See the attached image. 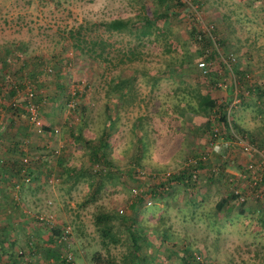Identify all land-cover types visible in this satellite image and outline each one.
Segmentation results:
<instances>
[{
  "label": "rangeland",
  "instance_id": "obj_1",
  "mask_svg": "<svg viewBox=\"0 0 264 264\" xmlns=\"http://www.w3.org/2000/svg\"><path fill=\"white\" fill-rule=\"evenodd\" d=\"M209 1L213 4L203 5V8L198 9L196 13L201 18L199 25L206 27L207 20L211 16L209 14L215 10L219 12L215 17H211V22L226 39L219 48L225 51L223 55L226 57L219 59L223 69L220 78L223 79L222 91L227 92V95L230 94L225 87L234 78L237 86L233 90L236 96L231 97L233 102L231 110L244 124L252 125L257 122L258 126L263 125L261 131L264 132V111L257 110L262 100L256 97L253 101L249 95L241 93L243 83L249 79V83L254 82V87L263 90L261 99L264 98V0ZM183 2V6L171 14L170 18H166L164 23L172 19L170 24L172 38L185 39L189 51L193 54L196 47L189 36L190 28L185 18L180 19L188 12L190 3L188 0ZM139 3L151 5L150 0H0V59L2 49L7 43L10 42L11 49L16 42L22 40L26 44L23 49L25 53L42 55L43 59L47 60L46 66L52 64L55 67L57 60L54 56H59L61 59L59 74L69 75L66 89L70 90L73 87H76L78 91L84 89L81 95H71L69 102H65L63 93L66 94V92L56 91L59 94L57 96L59 101L67 103L60 114L53 103L56 102V98L54 101L42 100L43 103H47L44 106L47 122L55 126V130L53 129L49 136L42 137L41 130L29 125L27 128L29 135L22 136L19 131L14 132L7 120L4 121L6 127L0 131V156L4 155L8 139L19 137L24 139L25 136H28L26 138L30 143L25 151H31L30 155L38 156L37 160L44 159L39 156L43 140L49 142L51 147L58 150L57 154L59 153L57 155L54 151L53 155L51 154V160H45L49 172L44 169L47 167L44 164L45 161L40 160V163H32L30 183L17 181L15 189L24 188L25 205L22 206L24 210L44 206L55 213L59 223L70 224L73 264H104L106 255H111L116 261L134 257L136 253L142 257L141 253H146L144 252L147 245L145 240L149 244H155L154 235L156 236V232L160 231L156 230V226H164L168 229L169 234L162 242L163 246L167 245V248H170L171 242H182L190 253L200 254L198 258L206 264L207 262L209 264H264V200L261 204L254 197L247 198L244 204L245 213L238 211L235 200L232 203L228 202L219 210L214 206L218 197L226 193L227 185L224 182V176L233 174L238 178V182L246 179L244 168L257 160L252 151L256 149L252 148L244 153L233 141L218 137L210 140L203 128L200 133H196L188 126L172 125L175 121L171 104L180 105L186 100L184 92L182 89H177L178 87L184 89L191 86L202 92L208 91L204 79L194 74L197 72L194 65L196 56H193L189 66L182 64L180 68L174 60L175 63H165V60L170 58V54L165 53L167 52L165 48L159 50L160 46L155 40H147L142 46L137 43L136 45L143 52L148 50L150 53H145L141 59L128 63H145L149 68L148 73L155 71V74H151L149 78L141 76L140 73L137 74L132 83L138 96L135 101L123 102L121 94L110 93L107 97L104 95L101 88L102 74L104 73L107 78L119 71L120 77H131V68L127 66V62L118 64L115 55L119 48L129 49L133 43L132 37L125 32L107 31L106 33L104 30L106 35L110 32L107 39L111 42V45L106 48L109 58L104 60L78 52L71 46L68 38L64 37L67 29L79 22L86 23L94 21L95 18L128 15L134 12L135 6ZM97 29L103 31V26H97ZM230 52L235 58H232ZM8 63L9 61L0 60V65L3 67ZM236 68L247 72L249 78L246 77L242 79L243 82L239 80L237 83ZM45 71L44 67L43 75L46 74ZM86 78L89 80L87 84H85ZM25 79L30 82L27 76ZM66 89L65 91H68ZM211 93L218 95L220 92L213 89ZM2 98L0 112L3 111L8 99ZM105 99L111 102L110 113L115 119L107 137L110 143V155L116 159L117 166L121 169L129 166L144 169L140 177L142 181L140 188L150 180L145 176L148 169L151 173L163 175L162 170L181 166L188 157L186 147L191 143L196 144L194 145L196 150H206L208 166L216 165L214 163L210 165L209 160L220 162L227 157L228 164L223 168L224 173L220 170L214 175H209L205 171L204 175L199 171L198 184L193 189L194 194L189 193V188L185 184H181L180 181L175 182L172 189L169 188L168 192L160 194L162 196L152 197L151 200L139 205L133 218L128 222L126 217L132 214L131 208L125 207L122 213H119L117 208L125 204L129 194L128 189L132 187L133 182L125 173H114L109 179L99 178L98 173H92L91 168H88V157L82 153L81 141H78L79 131H81V137L86 138L96 137L99 134L104 123L102 104ZM200 120L194 117V121L202 122ZM142 121H145V124ZM139 123L147 125V128L149 126L147 136L143 137L145 152L141 148H136ZM184 151H186L185 154ZM218 152L221 154L220 158ZM259 152L264 154L262 149ZM138 155L142 158L136 160ZM222 155L225 156L222 157ZM180 156L181 159H179ZM62 164L65 171L60 176ZM66 173L69 176H66ZM99 179L102 182L92 198ZM46 199L50 200L48 205H46ZM97 209L111 212V226L116 241L101 242L93 222V213ZM25 216L26 221L14 218L10 226L4 230L6 241L14 240V243L10 244L11 252L7 250L8 246L6 251L11 256L10 259L16 260L13 264H41L44 258L38 253L29 257L28 248L35 242L34 239L37 238V245L40 244L49 249L55 250L58 246L53 243L51 245V242L43 243L48 235L45 226L36 224L28 214ZM150 224L154 228L153 234L139 235V232ZM134 229L136 234L133 233ZM132 236L135 237L136 243L139 241L134 255L130 250ZM28 238L30 241H27ZM149 247L152 245L147 246ZM19 249H22L24 255L18 252ZM149 251V254L153 255L150 261L155 260L157 263L184 264V259L187 257L186 252L172 255L156 246ZM55 256H50L52 264H55ZM143 261L144 257L134 258L133 264H141Z\"/></svg>",
  "mask_w": 264,
  "mask_h": 264
},
{
  "label": "trees",
  "instance_id": "obj_2",
  "mask_svg": "<svg viewBox=\"0 0 264 264\" xmlns=\"http://www.w3.org/2000/svg\"><path fill=\"white\" fill-rule=\"evenodd\" d=\"M188 2L190 3L188 12L186 15H183L184 17L181 16L180 19L185 18L187 25L190 28L189 36H191L192 43H194L196 47V51L193 54L189 51L188 43H186L185 39L172 38V30L170 26L172 19H169L170 21L167 20L168 22L164 23L166 18H170L171 14H174L179 10V7L183 6V0H150L151 5L139 3L135 6L134 12L128 15H114L95 18V20L91 22H79L74 27L68 28L64 37L68 38L71 46L78 52L102 60L109 58L106 48L111 45V42L107 39V35L110 34V32L106 35L104 34V30L106 33L107 31L125 32L132 37L133 43H131L129 49L125 50L119 48L117 49V54L115 55L116 60L118 61L116 62L118 64L120 62H127V66L131 68V77H120L119 71L107 78L104 73L102 74L103 80L101 88L104 91V95L107 97L110 93H114L115 95L121 94L123 102L128 100L135 101V98L138 96V93L132 83L138 76L137 74L140 73V75L145 78H149L151 74H155V71L148 73L149 68L145 63H128L133 62L135 59H141L145 53H150L148 50L143 52L142 49L136 45L137 43L142 46L145 42H147V40H155L160 46L159 50L165 48V51H167L165 53L170 54V58L166 59L165 63H172L175 61L180 68L183 66L182 64H187L189 66L190 62L193 60L192 58H194L193 56L195 55L196 59L194 60V65L197 72L194 74L197 76L200 75L204 79V82L207 84L206 88L208 91L202 92L196 87L191 86L185 87L184 89L182 87H178L177 89H182V92H184L186 100L183 101V104L180 103V105L178 103H174L173 105L171 104L173 109L172 116L175 121L172 125H178L179 127L188 126L192 130H195L196 133H200L201 128H203L206 132L205 134L208 135L210 140H214L218 137L223 140L233 141L239 146L240 144L238 143V140L242 138L248 142L252 148L256 149L252 150L251 148L254 152L253 154L257 157L256 161L253 162V160H251L253 162L252 165L249 164L252 168H250V166L244 168L246 171V179L238 182V178L233 174L224 176V182H226L227 185L226 193L220 195L214 203L215 208L219 210L225 204L227 205L228 202L232 203L233 200H235L237 201L238 211L245 213L246 210L244 209V204L247 201V198L250 196L254 197V199L256 201H260L261 204L262 200H264V154L259 152L260 149L264 151V132L261 131L263 125L261 123L260 125L262 126L260 127L257 122H254L252 125H248L246 123L244 124V122H241L242 120H239L237 115H235V113L231 110V106L233 105L231 97L236 96V92L233 90L237 86L234 78L232 79V82L225 87L227 88V91H230V94L227 95V92L222 91V89H224L221 86L223 79L220 78L223 74V69L222 63L219 59L220 57L223 59L226 57L223 55V52L225 51H221L219 48L223 45L226 39L211 22V17H215L219 14L218 10L209 14L211 16L209 17L210 19L207 20V26L202 27L199 25L201 18L196 11L198 9H202L203 5H212L213 3L209 0H188ZM205 2L206 4H204ZM227 17L229 16L227 15ZM159 20H161V22H159ZM97 26H103V31H98ZM150 35L153 37H149ZM22 43V40L18 41L10 49L11 45L9 42L5 45L6 47L2 49L3 51L0 60L2 62L9 61V63L4 67L3 65H0V101L2 97L8 98L3 111L0 112V131H3L6 127L4 123L5 120L8 121V124L10 123V127L12 126L14 132L19 131V134H22V136L26 134L29 135L27 131L28 125L34 128L28 121V111L26 109V101L28 98L25 96L24 98L22 97L26 91L29 90L31 91L29 99L31 102L33 101L36 103L38 116L41 118V123L39 125V130H41L42 134L41 136H49V134L53 132L52 130L55 126H52L50 122H47L44 110V106L47 105V103H43L42 100L54 101L56 98V102L53 103L56 105L57 112L60 114L63 106L67 103L59 101L57 98L59 94L56 91L60 90L62 92H66V94L63 93L66 100L65 102H69L71 95H81L84 93V89H81V91H78L76 87H73L70 90L66 89L69 82V75L64 74L62 76L59 74L61 59L58 55L54 56L55 60H57V65L55 67L52 66V64L46 66L47 60L43 59L42 55L37 53L26 54V51L23 50L26 44ZM230 53L231 56L235 58L233 53ZM198 61H202L203 65L198 66ZM44 67L46 70L45 75L42 74ZM235 71H238V75L236 76L237 83L239 80L242 81V79H246L249 75L243 69L238 70L236 68ZM26 76L30 78V82L28 79H25ZM88 81L89 80L86 78L85 84H87ZM253 83V81L249 83V79L246 83H243L244 85L241 89V93H244L243 95H249V98H253V101L256 97L262 100L259 105L257 104L258 106L256 105L257 110L262 112L264 111V98L261 99L263 95L261 92H263V90L259 87H254ZM65 89L68 91H65ZM213 89H217L220 93L218 95L217 93L212 95L211 91ZM232 92H234L233 95ZM137 101L138 100H136V102ZM110 103L111 102L106 99L103 101L102 111L104 123L96 137H81V131H79L77 135L79 138L78 141H81L82 153L88 157V168H91L92 173H98L99 178L108 179L112 177L114 173H125L127 178L131 179L133 182L132 186L138 187V191L135 194H132L130 186L128 189L129 194L124 202L125 204L117 208L118 212L119 209H121V212L119 213H122L125 207L131 208L132 214L126 217L128 222L131 218H133L132 216L136 212V208L139 207V205L151 200L152 197L157 198L158 196H162L163 192H168L167 190L169 188H173L175 182L180 181L181 184H185V186L189 188V193L194 194L193 189L198 184L200 172L205 175L204 172L206 171L209 175H214L220 170L223 172L224 166L228 164V158H225V155H222L224 158L221 159L220 162H213L209 160L210 165L213 163L216 165L208 166L206 150H196L197 148L194 146L196 144L194 143V145H192L193 143H191L186 147L188 157L185 158L181 166H175V169H168L166 171L164 169L162 170L163 175H156L155 173H151L148 169L145 176L150 180L145 186L140 188L139 185H142L140 177L144 172V169L142 170L135 166H129L121 169L117 166L116 159L110 155V143L107 141V137H109L108 131L114 125L115 121L110 113ZM71 106H73V104ZM185 112H187V115L192 116V121H186V118H184ZM194 117L201 119L200 121L202 122L194 121ZM142 123L145 124V121H142ZM137 130L136 148H141L142 151L145 152L146 146L145 141H143V137L147 136L149 126L147 128V125L139 123ZM26 137L28 136H25L24 139H22V137L8 139L6 141L4 155L0 156V264H13L16 261L15 259H10L11 256L7 254L6 247H4V243L8 244L10 241H13L10 240L8 242L5 239L6 237L4 238V230L11 224L10 216H8L10 214V209H16L18 216L15 217L16 219L26 221L25 215H22L21 213L22 211H25L22 206L25 205V201H23L24 188L20 187V191L14 193L15 190L13 189L15 183L20 181L23 169L29 173L32 178V163H40L39 161L41 160H37L36 158L38 156H35V154L33 156L30 155L32 154L31 151H25L27 145L28 147L30 145ZM222 143L224 142L222 141ZM206 146L207 145H205V147ZM40 147L41 152L39 156L42 159L44 158L41 161H45L46 159L51 160V154L53 155L54 151L56 154L58 152V150L51 147L49 142L45 140L42 141ZM186 151H184V154ZM25 154L28 155L27 164H24L23 166L21 157ZM181 156L179 159L182 158ZM220 156L221 154L218 152V157L220 158ZM140 157L138 155L136 160H139ZM174 160L177 161V159ZM44 164L47 166L44 167V169L46 172H49L50 170H48L49 168L47 162L45 161ZM60 170V176H62L65 171L64 164L60 165ZM192 173H194V175ZM65 175L69 176L68 173ZM101 182L102 181L100 179L97 181L98 184H96L92 198L98 191ZM111 216L112 215L109 210L97 209L93 213L95 229L97 230L99 236L101 237V242L103 243L107 241H116L114 231H112ZM13 219L14 218L11 219L12 222ZM147 226L150 227V225ZM143 229L139 232V235H146V232ZM156 230L160 231L156 232V236L154 235L155 244H152L153 246H156L162 251H166L172 255L183 254L186 252L187 257L184 259V264H206L205 261L198 258L200 254L197 252L190 253L181 241V243L175 241L171 242L172 246L170 248H167V245L163 246L162 242L165 241V237L169 234L168 229L164 226H156ZM57 232V229H53L50 234L48 233L44 243L46 244L47 242H51V245L53 243L59 246L52 238V236ZM133 233H137L135 229L133 230ZM134 238L135 237L132 236V244L130 246L132 255H134L139 245V241L136 243ZM36 239H34L35 242L32 245H29V257L34 253L39 254L38 250L42 248L40 244L37 245ZM28 240L29 238L27 241ZM149 245L150 244H148V246ZM152 247L144 249V252L146 253H141V256L144 257L143 262L149 263L150 259L153 258V255L149 254V250ZM46 249L49 255L43 258H47L48 256L55 255L57 253V248L54 250L53 248L49 249L46 247ZM22 253L24 255L23 251ZM138 257L139 259L142 258L138 253H136L134 257L132 256L126 258V260L123 261H116L111 255H106L104 258V264H133V259H137ZM64 264H73V261L66 262ZM207 264L209 263L207 262Z\"/></svg>",
  "mask_w": 264,
  "mask_h": 264
},
{
  "label": "built area",
  "instance_id": "obj_3",
  "mask_svg": "<svg viewBox=\"0 0 264 264\" xmlns=\"http://www.w3.org/2000/svg\"><path fill=\"white\" fill-rule=\"evenodd\" d=\"M233 58V56H232ZM198 66H202L203 62L198 61ZM31 95V91H26V93L22 96L28 98L26 101L27 104V111H28V121L30 124H32L34 127H38L41 123V118L38 116L37 112V105L33 101L31 102L29 97ZM55 130V129H54ZM238 143L241 146V150L245 153L251 150L252 146L246 142L244 139L240 138L238 140ZM27 155H24L21 157V161L24 164H27ZM250 165L248 164V167ZM21 182L23 183H30L31 177L30 174L27 173L24 169L21 172ZM17 186V183L15 184ZM132 194H135L138 191L137 186H132L131 188ZM50 202L49 199H46V205H48ZM28 216L35 221L36 223H39L43 226H45V229L50 234L53 229H57L58 232L52 236V238L55 240L56 243H58L57 247V253H56V260H54L55 264H64L66 262L74 261V255L73 250L71 248L70 242H71V226L69 223H59V220H56L55 213L53 211L49 210L48 208H45L44 206L36 207L34 209H27L26 210ZM119 212H121V209H119ZM47 233V234H48ZM18 252L23 255L22 249H19ZM57 261V262H56ZM41 264H52V258L49 256L47 258L43 259V262Z\"/></svg>",
  "mask_w": 264,
  "mask_h": 264
},
{
  "label": "crops",
  "instance_id": "obj_4",
  "mask_svg": "<svg viewBox=\"0 0 264 264\" xmlns=\"http://www.w3.org/2000/svg\"><path fill=\"white\" fill-rule=\"evenodd\" d=\"M191 117H192L191 115H187V114L184 115V118H186V121H192V118H191ZM12 189H13V188H12ZM13 190H15L14 193L20 191V190H16L15 187H14ZM21 213H22V215H25V214H24L25 212L22 211ZM8 216H10V222L12 223L11 219H12V218H15V217H18V216H17V213H16V209H13V210L10 209V214H9ZM25 217H26V216H25ZM143 230L146 232V234H148V232H149V234L152 235V234H153L152 231L154 230V228H153V225L150 224V227L147 226V227L144 228ZM8 231H9V230H8ZM40 240H41V239H40ZM45 241H46V240H44L43 243H44ZM145 242H146V244H147V245H146V248H147V246H148L149 243L147 242V240H145ZM12 243H14V240H13V241H10L9 244H6V243H5V244H4V245H5L4 247L8 246V249H7V250L10 251V248H11V247H10V244H12ZM150 245H152V244H150ZM152 246H153V245H152ZM41 247H42V248H40V250H38V251H39V255H40V257H41V256H42V257H45V256L49 255L48 252H47L46 247L44 248L43 245H41ZM146 248H144V249H146ZM45 251H46V252H45ZM53 253H54V252H53ZM51 256H53V255H51ZM54 256H55V255H54ZM158 260H159V259H158ZM141 264H165V263H162V262H161V263H157L155 260H153V261H150V263H148V262H147V263H146V262H141Z\"/></svg>",
  "mask_w": 264,
  "mask_h": 264
},
{
  "label": "clouds",
  "instance_id": "obj_5",
  "mask_svg": "<svg viewBox=\"0 0 264 264\" xmlns=\"http://www.w3.org/2000/svg\"><path fill=\"white\" fill-rule=\"evenodd\" d=\"M20 181H21V178H20ZM18 183V182H17ZM16 184V183H15ZM27 210V209H26ZM26 210L24 211L25 212V214H27V212H26ZM36 223V222H35ZM30 241V240H29Z\"/></svg>",
  "mask_w": 264,
  "mask_h": 264
}]
</instances>
